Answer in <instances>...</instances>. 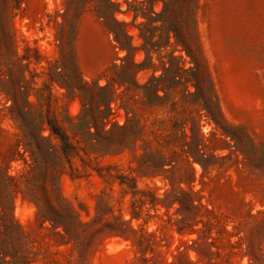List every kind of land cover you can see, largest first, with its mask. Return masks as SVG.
I'll use <instances>...</instances> for the list:
<instances>
[{"label":"rangeland","instance_id":"374dc122","mask_svg":"<svg viewBox=\"0 0 264 264\" xmlns=\"http://www.w3.org/2000/svg\"><path fill=\"white\" fill-rule=\"evenodd\" d=\"M115 65L108 117L65 87ZM10 105L69 144L35 186ZM6 175L27 264H264V0H0Z\"/></svg>","mask_w":264,"mask_h":264},{"label":"trees","instance_id":"16d2710c","mask_svg":"<svg viewBox=\"0 0 264 264\" xmlns=\"http://www.w3.org/2000/svg\"><path fill=\"white\" fill-rule=\"evenodd\" d=\"M99 16L103 17V13L99 12ZM141 65V64H140ZM138 65V66H140ZM191 69V68H190ZM163 70L165 72L173 71L171 67H164ZM183 70H188L183 68ZM127 75V70L124 66H116L115 65V72L114 75L111 76L107 83L103 86H90L86 83H80L78 84V81H68L66 80V86L71 91L78 90L82 94H79L82 101H84V97L86 95V105L88 102H90V107H88L90 110L95 109V111L99 112L100 114H103L104 117H108L113 110L112 103H116V96L117 90L121 89V97L123 95H126L129 91V87L126 85L125 76ZM160 77L152 76L149 81H147L144 85L141 87L145 90H149L152 88L153 81L159 80ZM176 80V79H175ZM191 81L189 78H185L183 81V85L186 86L187 82ZM188 86V85H187ZM196 87V86H195ZM187 88V87H186ZM187 90V89H186ZM158 89H155V95L157 93ZM197 91V87H196ZM6 93V92H5ZM187 94L190 95L191 93L188 92ZM89 105V104H88ZM125 109V115H126V123L121 126V128H126L129 124L132 125L133 117H130L129 114L133 113V110L129 107V104H126L125 101L120 104ZM85 106V102H84ZM102 106V107H101ZM203 109L208 110V108L204 105H202ZM8 110L10 113V116L12 119L17 122L20 130H21V138L19 140L20 144L24 147V152L28 154L29 162L28 166L29 169L26 171V174H28L26 183L33 184L34 186L38 184L40 177L45 174L44 171V162L42 157V152L44 149L47 151L48 154H54L56 145L51 142L50 136L55 135L57 138H59L62 149L64 147H68L69 144L67 142V138L65 135L60 132V129L56 126H50L51 133L49 137L44 136L41 134V131L45 129L43 126H37L35 124H27L23 120V114L24 111L22 109H15L14 105L8 106ZM209 113H211L208 110ZM133 126V125H132ZM181 131L184 130V126L180 128ZM183 129V130H182ZM184 133V132H183ZM45 146V148H44ZM14 181L16 182V179L14 176L6 175L5 176V190H0V202H6L5 204H0V264L9 263V260H6V256L10 255L12 258L16 259V261H19L21 264H27L28 261L26 260V257L23 254H19L21 251V247L18 248L15 244L13 245V241L16 237V234H18L21 230V227L16 223V221L8 215V208L10 206V202L12 200L11 196V190L10 187L15 185ZM17 186V185H16ZM16 247V249H15ZM18 263V262H16Z\"/></svg>","mask_w":264,"mask_h":264}]
</instances>
